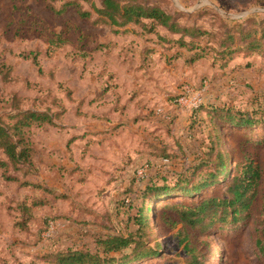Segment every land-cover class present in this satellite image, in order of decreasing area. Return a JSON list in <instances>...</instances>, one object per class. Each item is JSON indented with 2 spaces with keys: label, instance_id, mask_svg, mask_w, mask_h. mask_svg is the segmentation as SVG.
Here are the masks:
<instances>
[{
  "label": "rangeland",
  "instance_id": "374dc122",
  "mask_svg": "<svg viewBox=\"0 0 264 264\" xmlns=\"http://www.w3.org/2000/svg\"><path fill=\"white\" fill-rule=\"evenodd\" d=\"M138 1L162 7L183 27L210 32L194 37L202 45L218 46L239 21L264 20V0ZM80 3L90 18L79 16L74 5L60 13L52 8L61 9L63 1L0 0V122H13L10 105L19 97L22 107L54 118L27 129L35 162L12 168L18 181L4 180L0 169V264H48L44 254L69 248L96 251L101 237L137 229L145 201L153 218L144 239L161 244L160 254L129 260V248L112 255L128 264H188L183 226L172 229L160 217L164 202L191 200L146 192L174 185L218 145L229 152V167L245 157L261 163L259 192L236 226L218 223L205 232L187 227L189 240L203 264H264L258 242L264 125L237 127L214 116L223 106L249 112L264 107V48L235 55L225 66L209 49L192 61L193 51L175 45L180 34L164 26L150 32L135 23L107 24L95 10L102 0ZM183 85L192 91L184 97ZM215 189L221 188L203 193Z\"/></svg>",
  "mask_w": 264,
  "mask_h": 264
},
{
  "label": "trees",
  "instance_id": "16d2710c",
  "mask_svg": "<svg viewBox=\"0 0 264 264\" xmlns=\"http://www.w3.org/2000/svg\"><path fill=\"white\" fill-rule=\"evenodd\" d=\"M63 1L61 9L52 8L57 12H62L66 7L74 5L77 13L81 17L90 18L91 11L85 10L80 0H53ZM100 14V20L107 24L126 26L135 23L143 27H148L151 32L156 27L164 26L171 33L180 34L174 39L175 45L185 47L193 51L191 60L195 61L206 56L207 49L216 52L220 64L225 66L235 55L245 53L250 55L264 48V20L255 17L249 20L239 21L230 26L233 32H224L216 43L218 46L202 45L195 43L194 37H201L210 32L200 28H188L181 26L162 7L157 5H145L138 0H102V7L95 9ZM149 24V25H148ZM239 33V36H237ZM189 35L190 40L185 35ZM212 35H215L212 34ZM188 37V36H187ZM214 42L216 39H212ZM192 42V45H190ZM209 44V43H208ZM36 60V59H35ZM14 99V98H12ZM10 107L14 109V115H10L13 122H0V151L4 157H0V169H2L4 180L18 181L16 175L10 173L13 169H20V165L33 166L35 146L31 143L27 129L35 122L53 123V115L47 112L41 113L36 109L24 108L20 104V97L12 101ZM254 109L252 112L232 107L223 106L216 109L214 115L222 122L237 126L246 127L253 124L262 123L264 125V107ZM59 113L55 114L57 117ZM218 130V126L216 131ZM218 133V132H217ZM217 142L220 138L217 135ZM168 159V157H166ZM230 154L218 145L208 150L206 157H201L198 163L179 174L174 185L153 186L147 189L146 194H151L153 198L163 197L178 193L191 201H167L162 204L161 220L170 228L177 224L183 226L185 235L181 230V242L187 253L188 264H203L201 251L189 240L188 228H197L205 232L220 223L236 226V224L249 216L252 204L259 192L260 181L263 175V168L260 162L250 157L239 160L233 167ZM215 189L212 193H203L211 187ZM37 204V203H35ZM46 204L44 203H40ZM150 217L153 218L151 202H144L138 208L135 217L137 229L127 236L107 235L98 240L99 248L96 251L89 249H66L46 253L42 256L44 262L48 264H128L129 260H143L160 254L161 244L154 246L144 238L149 236L151 229ZM262 245L264 254V227L262 236L258 240ZM132 248V257L129 260H122L121 257L112 255L126 249Z\"/></svg>",
  "mask_w": 264,
  "mask_h": 264
},
{
  "label": "built area",
  "instance_id": "2783aa9c",
  "mask_svg": "<svg viewBox=\"0 0 264 264\" xmlns=\"http://www.w3.org/2000/svg\"><path fill=\"white\" fill-rule=\"evenodd\" d=\"M182 87H183V89H184L183 95L181 94L183 97L185 96V93H186V92H192V91H189L190 89H189L188 85H185V86L183 85ZM193 91H194V90H193ZM183 97L181 98L182 101H183ZM51 224H52V222L50 223V230H53Z\"/></svg>",
  "mask_w": 264,
  "mask_h": 264
}]
</instances>
